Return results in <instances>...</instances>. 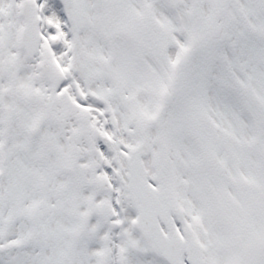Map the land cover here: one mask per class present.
Returning a JSON list of instances; mask_svg holds the SVG:
<instances>
[{"label":"snow or ice","instance_id":"snow-or-ice-1","mask_svg":"<svg viewBox=\"0 0 264 264\" xmlns=\"http://www.w3.org/2000/svg\"><path fill=\"white\" fill-rule=\"evenodd\" d=\"M0 264H264V0H0Z\"/></svg>","mask_w":264,"mask_h":264}]
</instances>
